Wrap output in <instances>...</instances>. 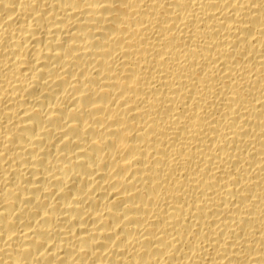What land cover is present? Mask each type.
<instances>
[{
    "label": "bare ground",
    "instance_id": "obj_1",
    "mask_svg": "<svg viewBox=\"0 0 264 264\" xmlns=\"http://www.w3.org/2000/svg\"><path fill=\"white\" fill-rule=\"evenodd\" d=\"M0 264H264V0H0Z\"/></svg>",
    "mask_w": 264,
    "mask_h": 264
}]
</instances>
